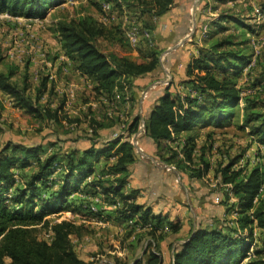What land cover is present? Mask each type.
Masks as SVG:
<instances>
[{
    "label": "trees",
    "instance_id": "16d2710c",
    "mask_svg": "<svg viewBox=\"0 0 264 264\" xmlns=\"http://www.w3.org/2000/svg\"><path fill=\"white\" fill-rule=\"evenodd\" d=\"M67 1L0 0V13L42 19L47 11ZM108 1L120 6L118 0ZM128 1L134 3L146 20L144 32L149 33L156 28L152 20L168 14L178 0ZM56 30L64 55L76 64L81 74L96 83L94 89L100 95L114 98L118 92L125 91L131 80L153 74L159 68L161 52L156 49H151L143 62L101 51L98 39L123 44L124 36L120 27L108 26L92 15L81 14L78 19L58 21ZM228 44L229 41H222L214 44V49H202L192 57L184 66L186 79L183 84L188 90L174 94L173 76L174 81L155 99L144 121L146 136L158 147L164 141L183 137L180 151L173 149L170 155L160 158L193 180L202 179L213 170L204 154L199 158V166L193 167L200 128L226 126L235 118V107L242 101L245 102L243 128H249L251 138L264 145V113L257 109V102L243 97L237 81L252 57L241 51L218 50ZM261 60L264 67V54ZM2 62L0 58V66ZM16 71L17 67L0 70V90L30 113L43 111L49 119L59 120L64 102L54 111L38 108L29 95V75L24 76L23 85H20L13 80ZM261 77L264 79V72ZM49 82V77L43 79L38 89L39 97L48 92ZM142 122L139 115L133 117L128 126L129 136L139 131ZM92 125L103 126L96 120ZM41 152L43 147L30 148L11 141L0 143V264H95L80 257L72 240L73 236H84L86 225L66 217L58 222H51L49 218L67 207L76 213H91L95 199L103 206L94 212L100 220L109 218L149 228L148 235L154 245L152 250L145 249L146 259L139 258L136 264H243L246 260L245 264H264V249L250 253L255 242V227L261 230L260 241L264 248V200L259 193L264 185L263 163L250 170L234 169L244 159V155H240L215 169V177L221 176L225 185L232 186L237 199L228 205V213L237 215L235 222L239 232L247 233L233 234L219 227H192L166 263L163 253L156 250V244L157 234L165 233L163 227L167 217L138 202L137 190L125 192L132 179V168L138 162L134 143L124 136L107 141L90 139L87 147L74 148L64 157L54 152L43 158ZM72 195L79 196L74 199ZM168 225L174 232L180 230L175 222L168 221ZM38 228L52 230L51 241L41 239Z\"/></svg>",
    "mask_w": 264,
    "mask_h": 264
},
{
    "label": "rangeland",
    "instance_id": "374dc122",
    "mask_svg": "<svg viewBox=\"0 0 264 264\" xmlns=\"http://www.w3.org/2000/svg\"><path fill=\"white\" fill-rule=\"evenodd\" d=\"M118 2L120 6H114L108 0H68L64 5L47 11L44 18L38 21L27 17L0 16V58H3L0 70L17 67L13 80L20 85H23L24 76L29 75V95L38 108L54 111L63 102L65 105L59 112V120H51L43 111L34 114L21 108L13 97L0 90V143L3 145L11 141L30 148L43 147L40 156L44 158L54 152L64 157L74 148L84 149L90 139L108 140L123 136L129 139L142 150H137L138 163L132 168L131 186L139 189L138 201L148 203V199L154 201L157 194L163 195L170 187V179L177 184L172 183L176 193L179 192L174 209L167 210V205L164 202L165 205H161L160 201L155 211L169 216V220L164 221L165 233L157 234L159 239L156 244V250L163 253L168 263L173 249L184 241L192 227H219L233 234L247 233L239 232L235 222L237 215L228 213V205L237 199L232 186L225 185L221 176L215 177V169H220L240 155H244V159L234 169L244 167L250 170L254 165L264 164V145L260 146L251 138L249 128H243L245 102L242 101L235 107V118L226 126L219 129L211 127L210 136L206 132L207 127L200 128L201 136L195 153L197 166L193 167L199 166V158L204 154L213 170L204 178L193 180L186 174L175 172L160 158L170 155L173 149L180 151L183 137L164 141L158 147L146 136L142 124L136 134L129 136V123L135 115L142 117L143 122L147 119L155 99L174 81L169 71L183 74L185 67L182 69L178 64L173 65L172 61L180 58L185 47V57L191 55L192 58L202 49H214V44L225 40L230 44L218 50L241 51L252 57L237 81L243 97L257 102V109L264 113V79L261 77L264 72L261 60L264 54V0H191L184 18L177 25L166 27L161 36L149 32V37L144 32L146 20L134 3L128 0ZM109 4L110 8H107ZM81 14L92 15L108 26L120 27L123 44L98 39L100 50L106 54L129 55L143 62L151 49L160 51L157 71L131 80L127 90L118 92L119 95L114 98L97 93L92 80L81 74L76 64L63 56L56 30L58 21L78 19ZM220 19L226 20L221 22ZM134 27L140 29V37L137 42L131 43L125 31ZM172 66L175 68L172 69ZM50 76L53 78L49 82L48 92L39 97L38 89L43 79ZM178 81L183 84L185 80H175ZM176 87L172 88L173 91L188 86ZM93 120L103 126H94V130ZM130 189V186L126 188L128 191ZM261 198L264 200V194ZM102 207V203L95 199L91 206L93 212L78 216L87 228L82 238L73 237L79 254L87 256L95 264H136L139 258L145 260V249L152 250L154 245L148 235L149 228L141 224L130 226L127 222L100 220L94 216V212ZM57 218L61 219L62 214ZM168 221L175 222L180 230L172 231ZM38 229L39 237L47 239L48 231ZM254 232L255 242L250 253L264 249L260 241L261 230L255 227ZM162 236L164 239H161Z\"/></svg>",
    "mask_w": 264,
    "mask_h": 264
},
{
    "label": "crops",
    "instance_id": "0c3cea01",
    "mask_svg": "<svg viewBox=\"0 0 264 264\" xmlns=\"http://www.w3.org/2000/svg\"><path fill=\"white\" fill-rule=\"evenodd\" d=\"M188 4H189V0H178L177 1V4L175 5V7L168 13V14H166V15H163V16H161V17H158V18H155L154 20H152L153 21V23L155 24V26H156V28L153 30V32L154 33H156L157 35L159 34L160 36H161V34H163V32H164V30L166 29V27H167V29H168V26H171V24L174 26V25H177L178 24V22L180 21V20H182L183 18H184V15H185V13H186V10H187V7H188ZM193 9V8H192ZM147 18V17H146ZM156 19H157V22H156ZM157 23V24H156ZM174 23V24H173ZM172 26V27H173ZM186 48V47H185ZM183 49V53H180V58L177 60V61H172V63H173V65H175V64H178V65H180V67L183 69L184 68V66L189 62V60L191 59V55H190V57L189 58H186L185 56L187 55V49ZM180 50H182V49H180ZM179 51V50H178ZM180 52V51H179ZM182 52V51H181ZM169 53H171V52H169ZM168 53V54H169ZM196 53V51L193 53V54H195ZM192 54V53H191ZM63 56L64 57H66L65 55H64V53H63ZM126 56H128V57H130L129 55H126ZM171 56H172V54H171ZM174 56V55H173ZM195 56H197V53L195 54ZM67 58V57H66ZM132 58V57H131ZM173 58V57H172ZM68 59V58H67ZM69 60V59H68ZM135 60V59H134ZM172 69H174L175 68V66H172L171 67ZM177 68V67H176ZM171 72V73H170ZM169 73H170V75L173 77L174 76V78H175V80L176 79H179V80H185L186 79V73H185V70L183 69V74H179V73H177L176 74V72L174 71H169ZM185 73V74H184ZM88 78V77H87ZM182 78V79H181ZM91 80V79H90ZM93 82V84H94V88H95V86H96V83L94 82V81H92ZM175 86H177L176 88L178 89V87H184L185 85L184 84H179V81L178 82H176V85H174L173 86V88L175 87ZM186 89V88H185ZM185 89H183V90H181V89H178L177 91H173V89H172V92L174 93V94H177V92H179V91H181V92H183V91H185ZM127 90V88L125 89V91ZM187 90H188V87H187ZM186 90V91H187ZM185 91V92H186ZM157 92V91H156ZM119 95V93H117L116 94V96H118ZM154 107V105L152 106V108ZM208 128V131H206V132H210L211 131V127H207ZM219 129V128H218ZM102 141H107V140H102ZM260 146H263L262 144H259ZM136 149L139 151H142L139 147L137 148L136 147ZM138 163V162H137ZM136 163V164H137ZM169 167H171V168H173L174 170H175V172H177V173H179L176 169H175V167L174 166H169ZM209 175V174H208ZM171 178H173V177H171ZM171 180V183L169 184L170 185V187H168L167 188V190H166V192H164L163 193V195H159V194H157L156 196V198L154 199V201H149V199H148V203L147 202H143L142 201V204H145V205H147V206H149V207H152L153 208V210L154 211H156L157 209H156V204H159V202L161 201V205H163L164 203L167 205V207H166V209L167 210H169V209H174L173 208V206H175L177 203H178V195H177V193H179L178 191H177V193H176V189H175V187L172 185V183H174V185H177V184H175V182H172V180L173 179H170ZM181 179H178V181H180ZM132 182H133V174H132V179H131V182H130V184H128L127 186H126V188L127 187H131L132 189H130L129 191L128 190H126V188H125V192H130V191H132V190H137V197H139V189L138 188H135V187H132L131 186V184H132ZM169 182V181H168ZM173 190V191H171L170 193H168V191H170V190ZM73 196V198L74 199H77V197L79 196H77V195H72ZM166 196H168V197H166ZM163 199V200H161V199ZM175 198H178V199H175ZM155 200H157L158 202L156 203V201ZM138 201V200H137ZM138 202H140L141 203V201H138ZM162 202H164V203H162ZM164 204V205H165ZM109 212H111V211H109ZM172 212V211H171ZM62 214V217H66V218H69V219H72V220H74V221H76L78 224H83L82 222H81V220H79L78 219V216L79 215H83V213H76V212H73V210H72V208L71 207H67V208H65L64 210H62V211H60L59 213H56V214H53V215H51V216H49V218H50V220H51V222H58V221H60L61 219L60 218H57V216H60ZM168 216V215H167ZM107 220L106 221H110L109 220V218H106ZM167 220H169V216L166 218ZM135 219H133V221H134ZM131 223V222H130ZM73 237H77V236H73ZM83 237V236H82ZM82 237H77V238H82ZM72 240H73V238H72ZM74 242V241H73ZM76 251H77V249H76ZM78 252V254H79V251H77ZM80 255V257L81 258H83L84 260H86V261H90V260H88V258H87V256H84V255H82V254H79ZM146 257V256H145ZM143 264H145V263H143Z\"/></svg>",
    "mask_w": 264,
    "mask_h": 264
},
{
    "label": "built area",
    "instance_id": "2783aa9c",
    "mask_svg": "<svg viewBox=\"0 0 264 264\" xmlns=\"http://www.w3.org/2000/svg\"><path fill=\"white\" fill-rule=\"evenodd\" d=\"M107 8H110V4L109 5H107L106 6ZM257 12L258 13H260V10H257ZM261 15V14H260ZM0 16H6V17H14V16H12L10 13H8V12H3V13H0ZM21 18H23V17H21ZM39 19H41V18H39V17H35V18H30V20H32V21H38ZM207 29V27L205 28V30ZM126 32V37L129 39V41H131V43H135V42H137V40L139 39V37H140V29L139 28H137V27H134V28H132V29H130V30H126L125 31ZM145 36H147V37H149L150 36V33H145ZM162 58H164V56L162 57ZM50 78V80L53 78L52 76H50L49 77ZM141 126H143L144 127V129H145V123L144 122H142V125ZM254 162V161H253ZM259 193H260V195H263L264 194V185L261 187V189H260V191H259ZM258 197L255 199V201H258ZM131 223H132V221H131ZM52 235H53V232H52V230H50V231H48V234H47V239H45V240H49V241H51V238H52Z\"/></svg>",
    "mask_w": 264,
    "mask_h": 264
}]
</instances>
